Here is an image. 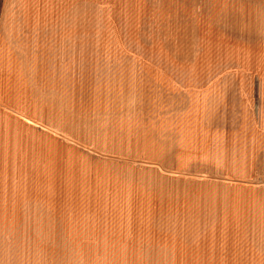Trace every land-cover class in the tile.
Instances as JSON below:
<instances>
[{
	"label": "rangeland",
	"instance_id": "1",
	"mask_svg": "<svg viewBox=\"0 0 264 264\" xmlns=\"http://www.w3.org/2000/svg\"><path fill=\"white\" fill-rule=\"evenodd\" d=\"M45 1L32 19L0 5V40L18 31L35 65L28 117H0V158L26 161L6 128L30 148L28 163L0 164L2 246L18 264H244L225 249L264 233V1L208 0L178 16L186 30L164 14L173 0ZM157 60L240 83L136 67ZM64 62L76 68L59 83Z\"/></svg>",
	"mask_w": 264,
	"mask_h": 264
},
{
	"label": "crops",
	"instance_id": "2",
	"mask_svg": "<svg viewBox=\"0 0 264 264\" xmlns=\"http://www.w3.org/2000/svg\"><path fill=\"white\" fill-rule=\"evenodd\" d=\"M172 1V0H171ZM224 1V0H223ZM235 1V0H233ZM241 1V0H240ZM245 1H254V0H245ZM264 1V0H261ZM48 1L45 0H10V3H14L16 4V8L19 11V13L24 17L22 19H32V15H33V11H34V6L35 5H43ZM203 2H208V0H173V2H170V4L173 3V5L170 6V8H167L169 10H164V14L165 13H169L170 18L169 20L171 21H175L176 25L175 28L178 30H186L187 25L184 23V21H186V17L190 16L191 14L189 13V11H191L190 9H196L198 8V5L200 3ZM4 0L1 1L0 5H3ZM49 3V2H48ZM181 4V6H179ZM165 9V8H164ZM199 9V8H198ZM162 10V9H161ZM200 10V9H199ZM167 11V12H166ZM198 11V10H197ZM200 12V11H199ZM1 13V11H0ZM242 12L240 13H235L234 16V21H242ZM181 15L183 17L184 21H178V16ZM174 16V17H173ZM186 16V17H185ZM0 17H2V15H0ZM173 17V18H172ZM202 20L200 17L198 19H192L193 21V26L195 27H199V24L202 25V23H199V21ZM257 18L256 20L253 19L252 16L249 17V21L251 22V24L253 23V21H255L257 23ZM260 21V20H259ZM195 24V25H194ZM263 24V23H262ZM259 27V26H258ZM252 28V27H251ZM243 29V28H242ZM254 29V28H253ZM257 26L255 27V33L254 36L255 40H259L264 37V24L263 27L261 26L260 31H257ZM202 30V29H201ZM241 31V29H239ZM1 33H8V31H3L0 30V34ZM218 33H215L214 35H216ZM175 36H178V32L176 34H174ZM192 35L197 36L196 34L192 33ZM20 36L18 31H11L9 35H6L5 40H0V117H5L8 119H13V118H23L24 116L27 118L29 113L28 110V94L29 92H31L34 89V84H33V80H32V73L30 71H33L35 69V65H27L26 61H28L26 59V57L22 52H27V53H32V47L27 43V44H21L19 43L17 37ZM179 36H190L189 32H182V35ZM232 36H239L238 34H233ZM2 36L0 35V38ZM264 39V38H263ZM5 42V44L3 43ZM197 43H201L202 44V39L197 41ZM255 43H258V41H256ZM216 47L217 42H215ZM204 45V42H203ZM215 51H219L217 49H214ZM189 51H191V49H187L185 48V53H189ZM159 61V63L157 62ZM143 61L144 64H138L136 67L137 68H143V67H151L153 66V68H164V69H185L186 71V75H185V84H209V83H215V84H239L240 83V77H233V79L230 78H222L220 76H217V78L215 76H210V75H204L205 70L209 68L208 65H204V64H188V60H186L185 65L184 64H178L177 62L174 63L173 60L172 61ZM178 61V60H176ZM145 62L148 64L146 65ZM156 62V63H155ZM181 62V61H180ZM66 62H64L61 65H59V71L56 74L57 75V79L59 80V83L61 81H64L63 79H61V76L63 75V77L66 74V69H68V72L71 71L73 69L76 68L75 63H73L72 65L70 63H68L66 66L65 65ZM44 67V66H43ZM37 70H42V66H36ZM190 69H199V70H203L201 73H196V75L194 74V72L192 71H188ZM51 75V73H49ZM48 74V77H49ZM69 74V73H68ZM70 76V75H69ZM222 78V79H221ZM42 85V83H41ZM59 85V84H58ZM18 99L20 100H24L25 101V105L22 103L18 102ZM56 105H52L49 103V106L47 109L42 108V116L46 115V119L49 120L50 117V113L52 114V116L57 117L58 116V120L54 122H58V128H60V124H61V120L60 118L62 117V114L60 112V107H59V103H58V113L56 112ZM50 124V123H49ZM55 130H57V133H61L62 132L60 130H58L57 128H55ZM4 134L7 138L13 137L15 140H19L22 143H24V156H22V158L26 159V161H18V162H11L9 159H2L0 158V164H10V163H17V164H25L28 163V158H30L29 156V147H28V131L25 130L23 128L21 129H17V130H11L10 128H6L4 130ZM64 136V134H63ZM32 145V142H31ZM45 150V149H44ZM47 150V149H46ZM15 191L10 192L11 194H14ZM264 211V210H263ZM261 226L264 225V220L262 221V223H260ZM249 228H251V230L256 229V228H260L255 226V224H253L252 226H250ZM2 229V226L0 225V231ZM2 233V232H1ZM0 233V235H1ZM6 235L9 236V238L11 239L12 237V232L11 229L7 227V231H6ZM255 235V234H254ZM257 235V234H256ZM260 237L259 239H256L255 237V242H251V243H244L243 240H239L236 238H226V240L233 242V248L231 247H226L225 250H229V251H233L235 255H242L240 257H243L241 260H244V264H264V233H259ZM263 239V240H260ZM260 240V241H259ZM9 242H11V240H9ZM238 244H235V243ZM243 242V243H242ZM230 243H227L226 245H229ZM231 246V245H230ZM243 263V262H242ZM0 264H18L17 262V255L15 253L12 252V247L11 246H7L6 245L3 247L2 246V240L0 239Z\"/></svg>",
	"mask_w": 264,
	"mask_h": 264
}]
</instances>
